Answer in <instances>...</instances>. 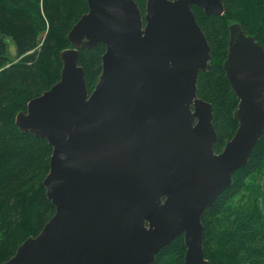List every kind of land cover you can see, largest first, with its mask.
<instances>
[{"label": "water", "instance_id": "95a60500", "mask_svg": "<svg viewBox=\"0 0 264 264\" xmlns=\"http://www.w3.org/2000/svg\"><path fill=\"white\" fill-rule=\"evenodd\" d=\"M67 34L59 80L15 117L52 148L43 180L54 214L1 264H151L183 236L184 264L204 256L201 215L232 185L264 132V50L227 27L222 69L237 106L220 153L211 104L197 96L211 48L193 7L221 16V0H86ZM105 47L86 88L78 51Z\"/></svg>", "mask_w": 264, "mask_h": 264}, {"label": "trees", "instance_id": "16d2710c", "mask_svg": "<svg viewBox=\"0 0 264 264\" xmlns=\"http://www.w3.org/2000/svg\"><path fill=\"white\" fill-rule=\"evenodd\" d=\"M134 1L143 17L146 0ZM221 2V16L192 8L211 48L208 71L198 73L197 96L212 106L216 153L237 127L232 117L236 96L222 69L228 25L239 23L244 33L264 48V0ZM86 11V0H0V264L9 260L24 240L38 235L54 214L43 186L52 148L43 138L19 132L15 117L25 111L27 102L59 80V54L70 48L67 34ZM4 40L12 42L15 61L9 60ZM104 51L102 44L78 51L77 64L83 69L89 93L99 79ZM263 168L264 132L246 166L234 172L230 188L201 215L204 256L212 264H245L248 256L263 254L258 252L264 247L259 213L234 209L230 204ZM184 254L183 236L179 235L155 254L151 264H184Z\"/></svg>", "mask_w": 264, "mask_h": 264}, {"label": "rangeland", "instance_id": "374dc122", "mask_svg": "<svg viewBox=\"0 0 264 264\" xmlns=\"http://www.w3.org/2000/svg\"><path fill=\"white\" fill-rule=\"evenodd\" d=\"M43 36L39 39L41 43ZM7 48V56L9 60L15 61L16 54L14 46L10 40H4ZM231 207L240 210H250L251 212H258L262 223L264 224V168L256 175L250 178L247 182L245 190L235 197L231 202ZM263 254H255L253 257L249 256L245 259V264H264V247L260 248L258 252Z\"/></svg>", "mask_w": 264, "mask_h": 264}, {"label": "flooded vegetation", "instance_id": "af4514ba", "mask_svg": "<svg viewBox=\"0 0 264 264\" xmlns=\"http://www.w3.org/2000/svg\"><path fill=\"white\" fill-rule=\"evenodd\" d=\"M245 35H247V34H245ZM247 36H250V35H247ZM253 37V36H252ZM257 42V41H256ZM261 46V45H260ZM262 47V46H261ZM263 48V47H262ZM228 49V48H227ZM263 50H264V48H263Z\"/></svg>", "mask_w": 264, "mask_h": 264}]
</instances>
